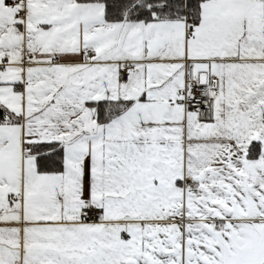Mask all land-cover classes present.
I'll use <instances>...</instances> for the list:
<instances>
[{
  "label": "snow or ice",
  "instance_id": "snow-or-ice-1",
  "mask_svg": "<svg viewBox=\"0 0 264 264\" xmlns=\"http://www.w3.org/2000/svg\"><path fill=\"white\" fill-rule=\"evenodd\" d=\"M0 264H264V0H0Z\"/></svg>",
  "mask_w": 264,
  "mask_h": 264
}]
</instances>
